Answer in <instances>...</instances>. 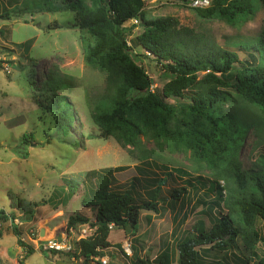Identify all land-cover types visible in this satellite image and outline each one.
I'll return each instance as SVG.
<instances>
[{
	"label": "rangeland",
	"instance_id": "1",
	"mask_svg": "<svg viewBox=\"0 0 264 264\" xmlns=\"http://www.w3.org/2000/svg\"><path fill=\"white\" fill-rule=\"evenodd\" d=\"M45 1L50 9L44 6L24 10L23 3L33 4L31 0H0V7H20L24 11L8 18L0 16V264H133L137 256L151 260L163 246H171L173 238L193 230L197 219L209 226L213 216L226 213L229 187L236 185L218 177L203 162L196 164L188 151H171L163 145L160 154L168 169L179 167L191 175L217 181L219 189L209 191L210 182L197 190L186 186V193L177 201L171 200V205L169 194L173 188L183 186L184 177L168 171L171 175L161 183L159 191L166 200H158L157 213L140 210L135 231L109 225L103 237L89 223H77L67 231V219L74 213L93 220L89 207L82 206V199L89 195L88 188L94 182V178H87L89 171L122 167L114 172L113 185L120 190L128 188L133 177L154 175L144 173L148 168L145 163L131 156L114 138L100 136L91 115L96 99L107 91L106 75L87 65L83 57L84 48L94 39L76 25L75 12L68 8L67 0H41V4ZM143 12L146 18L171 16L178 25L221 46L254 38L264 31V0L251 17L235 23L204 18L184 0H146ZM130 23L125 25L129 27L128 38H133L142 27ZM140 49L136 47L132 54L137 53L141 60L151 88L160 90L170 77ZM232 49L237 50L240 58H246L244 50ZM51 70L69 82L65 85H70L57 92L67 96L76 115L67 134L60 132L52 113L45 108L50 100L45 75ZM236 106L250 125L238 154L242 169L251 174L264 169V163L258 161L260 153L264 154V111L238 101ZM25 133L28 142L23 139ZM140 142L147 148L155 145L144 137ZM65 179L76 183L75 193L68 197ZM155 186L156 183L140 181L134 190L135 197L145 198L147 190H154ZM198 201L201 202L197 204ZM210 201L217 204L211 206ZM14 227L23 241L33 245L34 251L27 257L17 244ZM257 228L261 238L255 244L254 254L248 257V264H255L264 254V231L261 224ZM100 235L108 245L102 247L101 240L95 250L102 251L103 256L86 260L81 253L83 240L92 242ZM51 240L63 246L61 253L46 250ZM210 253L207 260H225L224 264H236L246 255L240 240L225 258L221 252Z\"/></svg>",
	"mask_w": 264,
	"mask_h": 264
},
{
	"label": "trees",
	"instance_id": "2",
	"mask_svg": "<svg viewBox=\"0 0 264 264\" xmlns=\"http://www.w3.org/2000/svg\"><path fill=\"white\" fill-rule=\"evenodd\" d=\"M38 1L24 2L22 8L42 9L45 6L50 9L46 1L43 4ZM65 2L75 12L76 25L94 39L84 48L85 63L106 75L107 91L96 99L91 115L100 136L114 138L131 156L145 163L148 168L144 173L154 175L133 177L128 188L120 190L113 185L114 172L122 167L89 171L87 178H94V182L88 188L89 195L83 197L82 206L89 207L93 220L74 213L67 219V231L77 223H89L103 237L109 225L135 231L139 211L157 213L158 200H166L159 191L161 183L171 175L168 171L184 177L183 186L173 188L169 194L171 205V200L177 201L186 193V186L197 190L210 182L179 167L168 169L160 154L165 145L171 151H188L196 164L203 162L218 177L227 182L232 180L236 186L229 187L226 213L213 216L209 226L197 219L193 230L173 238L172 245L163 246L153 259L137 256L133 264H172L174 261L178 264H224L225 260L209 261L206 257L214 250L223 253L225 258L228 251L237 247V240L242 242L246 255L236 264H248V257L254 254L255 244L261 238L257 225L261 224L264 231V169L248 174L241 167L238 150L250 125L236 102L264 111V31L254 38L221 46L178 25L171 16L146 18L144 0ZM260 2L262 0H213L209 7L195 9L204 18L235 23L251 17ZM22 8L1 6L0 16L8 18L13 13H22ZM132 19H138V23H133ZM130 21L132 26L142 27L133 38H128L129 27L125 25ZM136 47L141 48L144 56L154 58L169 75L160 90L151 88L141 60L137 53L132 54ZM232 47L244 50L246 58H240ZM201 72L203 75H199ZM45 76L46 90L50 92L45 108L52 113L60 132L67 134L76 115L67 96L57 92L70 86L65 85L69 82L59 78L53 70ZM27 135L23 134L25 142L29 141ZM141 137L151 139L154 147H145L140 142ZM263 159L264 154L260 153L258 161L264 163ZM140 181L156 183V186L154 190H147L145 198L137 199L134 190ZM66 183L69 185L68 197L75 193L76 183L69 180ZM207 188L209 191L219 189L217 181L210 182ZM210 203L211 206L217 204L215 201ZM14 234L24 255L33 253V245L19 237L17 227H14ZM103 237L100 235L92 242L83 240L81 253L86 260L90 256H103L102 251L95 250L101 240L102 247L108 245ZM46 250L54 254L62 252L52 248ZM255 264H264V254Z\"/></svg>",
	"mask_w": 264,
	"mask_h": 264
},
{
	"label": "built area",
	"instance_id": "3",
	"mask_svg": "<svg viewBox=\"0 0 264 264\" xmlns=\"http://www.w3.org/2000/svg\"><path fill=\"white\" fill-rule=\"evenodd\" d=\"M146 0H144L145 2ZM213 0H188L187 3L194 7V8H206L208 6H210L212 4ZM131 22V21H130ZM133 23H138V19H132ZM48 249L52 248L55 250H61L63 248L62 245H60V243L57 240H51L48 241Z\"/></svg>",
	"mask_w": 264,
	"mask_h": 264
},
{
	"label": "water",
	"instance_id": "4",
	"mask_svg": "<svg viewBox=\"0 0 264 264\" xmlns=\"http://www.w3.org/2000/svg\"><path fill=\"white\" fill-rule=\"evenodd\" d=\"M40 234H41V235H43V234H44L43 230H41V231H40Z\"/></svg>",
	"mask_w": 264,
	"mask_h": 264
},
{
	"label": "clouds",
	"instance_id": "5",
	"mask_svg": "<svg viewBox=\"0 0 264 264\" xmlns=\"http://www.w3.org/2000/svg\"><path fill=\"white\" fill-rule=\"evenodd\" d=\"M209 7V6H208Z\"/></svg>",
	"mask_w": 264,
	"mask_h": 264
}]
</instances>
